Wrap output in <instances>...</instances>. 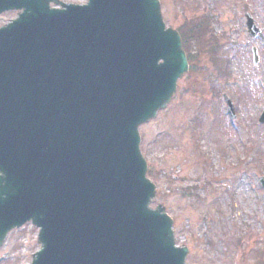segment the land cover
I'll list each match as a JSON object with an SVG mask.
<instances>
[{
  "label": "water",
  "instance_id": "95a60500",
  "mask_svg": "<svg viewBox=\"0 0 264 264\" xmlns=\"http://www.w3.org/2000/svg\"><path fill=\"white\" fill-rule=\"evenodd\" d=\"M10 11L20 13L0 29V249L31 223L32 264H187L174 221L150 208L140 149V127L189 70L160 1L0 0V15Z\"/></svg>",
  "mask_w": 264,
  "mask_h": 264
},
{
  "label": "rangeland",
  "instance_id": "374dc122",
  "mask_svg": "<svg viewBox=\"0 0 264 264\" xmlns=\"http://www.w3.org/2000/svg\"><path fill=\"white\" fill-rule=\"evenodd\" d=\"M160 2L167 27L180 34L210 16L213 39L201 52L187 46L193 57L200 52L194 67L179 80L168 107L140 129L157 190L152 208L164 207L174 220L176 244L189 249V264H264V0ZM246 13L262 30L256 40ZM17 15H1L0 27ZM225 95L235 104L236 122ZM37 236L31 225L12 231L0 264H31L40 249Z\"/></svg>",
  "mask_w": 264,
  "mask_h": 264
},
{
  "label": "trees",
  "instance_id": "16d2710c",
  "mask_svg": "<svg viewBox=\"0 0 264 264\" xmlns=\"http://www.w3.org/2000/svg\"><path fill=\"white\" fill-rule=\"evenodd\" d=\"M211 21L212 19L210 16H205L203 18V21H199L197 24L193 23V24H188V26H183V30L180 31L183 35L184 47L187 53H188L187 46L188 48H190L194 44V49L197 50V48L199 47L200 48L199 50L201 52V49L205 48L206 44L211 43L213 39V35L210 30V27L212 26ZM208 35H210L209 40L207 39ZM212 45L213 46H211V49L213 51V48L216 44H212ZM200 52L199 55L197 54L195 55V57H193V55H190L188 53V58L190 62H193L195 59H197L198 56H200ZM150 175L152 174L150 173Z\"/></svg>",
  "mask_w": 264,
  "mask_h": 264
}]
</instances>
